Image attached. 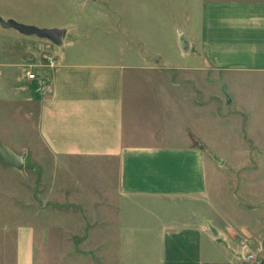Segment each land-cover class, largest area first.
Instances as JSON below:
<instances>
[{"label":"crops","instance_id":"0c3cea01","mask_svg":"<svg viewBox=\"0 0 264 264\" xmlns=\"http://www.w3.org/2000/svg\"><path fill=\"white\" fill-rule=\"evenodd\" d=\"M101 13L65 24L54 53L50 41L0 26V128L10 114L17 152L49 154L58 179L49 194L66 218L75 207L97 218L100 264H252L237 239L264 246V0H128ZM88 25L93 38L79 32ZM42 52L57 65L27 79L22 66ZM234 120L240 164L217 154ZM226 163L241 170L234 192L216 178ZM223 190L246 225L232 220ZM245 201L260 202L251 220ZM34 231L0 227L13 233L0 236V264H34Z\"/></svg>","mask_w":264,"mask_h":264},{"label":"rangeland","instance_id":"374dc122","mask_svg":"<svg viewBox=\"0 0 264 264\" xmlns=\"http://www.w3.org/2000/svg\"><path fill=\"white\" fill-rule=\"evenodd\" d=\"M127 3L128 0H19L15 4H11L9 0H0V12L10 13L14 8V19L20 23L38 27L64 26L71 22H88L92 18L100 17L104 9L109 10L112 6H127ZM79 32L84 37L89 35L90 38H93L96 35L92 25L85 26ZM68 39L69 37L66 38V40ZM49 46L50 53L65 49V45L58 47L49 43ZM5 120L9 127L0 128V143L6 144L18 153L17 149L9 142V138L15 135V129L10 126L14 125L15 117H11L9 114L6 115ZM241 123L240 120L233 121V137L228 134L225 136L222 130L223 135H220L219 132L217 138V154L232 159L234 164H240L244 156L238 150L239 147L236 146L243 139L242 131L239 129ZM24 154V166L21 170L4 165L0 159V227L6 224L9 227L21 225L31 226L35 230L33 234L34 264H100L104 250L97 247V241H99V237H102V234L101 236L98 235L97 218L80 216L79 207L69 209L76 216L71 219L66 218L64 212L68 207L64 203L56 206L49 194V191L55 189V181L58 180L56 175L54 176L55 170L52 168L49 154L45 151ZM227 166L226 163L219 168L216 178L224 184L229 183L233 189L232 192H234L236 188L234 181L235 178L239 181L241 170L239 168L226 170ZM59 173L60 178H62L63 169L59 170ZM213 178H215L213 172L209 171L211 182ZM261 180L264 186V175H262ZM222 192L223 198H230V210L233 206L237 211H233L232 214L229 212L230 216L232 215V220L246 225L244 223H247L248 220L238 208L239 203L225 190ZM242 204L250 212L251 208L256 207L260 202L245 201ZM249 219H252L251 212ZM68 221L69 228H66L70 231L65 232L64 225ZM1 235L4 237L6 235L8 240L13 238L11 232L0 233ZM237 241L239 246L237 255L244 260V244L252 251L255 245L251 244L250 240L245 237H238ZM260 247L261 252L255 261L244 260V262L264 264L261 255L264 254V246L261 244Z\"/></svg>","mask_w":264,"mask_h":264},{"label":"water","instance_id":"95a60500","mask_svg":"<svg viewBox=\"0 0 264 264\" xmlns=\"http://www.w3.org/2000/svg\"><path fill=\"white\" fill-rule=\"evenodd\" d=\"M0 26L3 28H12L26 36H35L37 38L46 39L58 47L63 44L66 34V28L63 26L38 27L35 25L20 23L12 18H0ZM176 42L182 52L188 50V42L183 37V32L177 33ZM24 158V153H16L7 145L0 143V159L4 165L16 170H21L24 166ZM214 159L219 165L223 164V159L219 157H214Z\"/></svg>","mask_w":264,"mask_h":264},{"label":"built area","instance_id":"2783aa9c","mask_svg":"<svg viewBox=\"0 0 264 264\" xmlns=\"http://www.w3.org/2000/svg\"><path fill=\"white\" fill-rule=\"evenodd\" d=\"M40 58V62L39 64H36L34 57L30 56L26 63L22 66V70L24 72V75L27 79H35L36 78V74L33 70L34 66H45L48 68H52L54 66L57 65V58L56 56H54L53 54H50L48 52H42L39 55ZM247 246V245H246ZM244 244V252H243V258L246 261H255L259 255V253L261 252V247L260 246H256L253 251L250 250L248 247H246Z\"/></svg>","mask_w":264,"mask_h":264}]
</instances>
